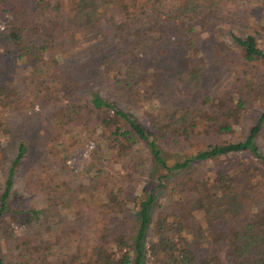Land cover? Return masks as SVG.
Returning <instances> with one entry per match:
<instances>
[{"label": "trees", "instance_id": "1", "mask_svg": "<svg viewBox=\"0 0 264 264\" xmlns=\"http://www.w3.org/2000/svg\"><path fill=\"white\" fill-rule=\"evenodd\" d=\"M99 3L116 8L107 29L101 21L79 19L85 9L99 7ZM217 12L212 2L194 8L184 29L162 0H0V15L9 16L0 30V119L33 108L41 99L63 100L54 117L59 124L104 128L101 148L94 155L99 169L87 184L66 186L70 198L97 196L101 223L92 247L81 246L69 264H264V151L258 144L263 137L264 112L245 136L232 138L252 90L241 84L202 92L212 82L207 68H201L205 62L197 61L202 52L195 27L211 33L210 18ZM178 28L184 30L180 33ZM131 30L133 38L123 48L128 38L124 33ZM174 34L181 37L170 41ZM185 35L189 38L184 41ZM84 37L105 42L91 43L84 51L80 45ZM206 40L202 56L204 61L212 59L213 70L226 68L230 73V66L235 65V73L241 70L247 75L264 65V49L253 34L233 35L229 48L213 36ZM133 52L144 54L139 64L160 80L169 99L174 91L203 98L197 104L183 105L186 115L192 116L189 121L181 117L162 125L153 119L155 130H151L99 94L89 100L82 95V83L91 71L98 75L104 66L126 60ZM174 75L188 86L173 83ZM192 134L204 142L192 155L176 158L164 145L168 141L178 145L182 137ZM18 148L0 197V264H6L2 232L7 217L14 214L27 226L43 222L39 224L43 229L48 212L59 202L57 190H51L46 212L12 210L15 170L27 155V142L20 141ZM140 148L148 152L156 185L131 197L116 189L104 161L132 158ZM205 165L212 173L201 172ZM186 174L191 177L171 192L176 199L167 201L166 208L157 213L166 181ZM41 241L39 234L27 235L21 243V261L14 264H58L40 246Z\"/></svg>", "mask_w": 264, "mask_h": 264}, {"label": "rangeland", "instance_id": "2", "mask_svg": "<svg viewBox=\"0 0 264 264\" xmlns=\"http://www.w3.org/2000/svg\"><path fill=\"white\" fill-rule=\"evenodd\" d=\"M162 1L166 4L167 10L171 9L174 12L178 26L181 28L183 26L184 29H187L185 22L191 18L194 8L199 10L201 6L212 2L213 10H218L216 15L210 18V22H213L211 33L207 34L199 26L195 27V32L201 39L199 48L202 52L198 54L197 61L200 64L205 62L201 68L204 66L207 68L208 80L212 82V85L202 89V92L216 87L223 88L225 85L229 88L241 84L252 90L243 120L239 126L235 127L236 131L231 136L242 138L264 112V65H258L253 74L247 75L241 70L235 73L236 67L232 65L229 73L226 68L213 70L212 67L215 64L212 59L207 57L204 61L202 54H205L204 46L207 44L208 35L216 38L223 47L229 48L233 35L243 37L250 33L257 38L259 46L264 49V0ZM98 6L85 9L79 19L83 22L101 21V25L107 29L111 26L107 20L117 13L116 8L113 10L103 3H99ZM88 13L92 14L91 17L86 16ZM8 19L9 16L0 15V30L5 28ZM119 22L120 18L117 20V23ZM184 29L178 28L177 32L181 33ZM132 30L124 33L128 38L121 45L123 48H126L132 40ZM180 37L181 34H174L169 40L175 41L176 38L179 40ZM186 37L189 38L185 35L184 41ZM109 38L106 41H109ZM94 42L105 41L102 39L90 41L89 38L84 37L80 45L85 51V48L87 49ZM115 54L114 57H117L118 52ZM135 54L136 52H133V55L126 60L113 62L110 67L104 66L98 75L94 70L91 71L82 83V95L89 100L92 94H99L108 102L117 104L120 109L137 118L151 130H155L154 120L162 125L176 122L181 117L189 121L192 116L186 115L183 105L197 104L203 98H196V95L188 97L183 92L174 91V97L169 99L170 97L163 94L164 89L161 88L160 80H155L149 70L147 74L144 71L145 65L141 67L139 64L138 59L143 58L144 54L138 53L137 56ZM216 78L219 80L213 82ZM237 78H240V82ZM172 80L180 88L188 86L187 83L186 85L180 83L176 75L172 77ZM196 81L192 82L195 89L198 86ZM192 97H194L193 100L190 99ZM40 101L35 103L33 108L16 111L11 116L0 119V197L13 163L18 157L20 141H26L27 155L15 170L16 198L12 203V210L46 212L51 205L50 198L53 197L51 190H57L56 197L59 202L48 212L49 215L44 222L46 226L43 229L39 227V224L43 222L33 221L27 226L18 221L14 214L7 217L2 232L6 264L21 261L24 250L21 248V243L29 234L41 236L43 241L40 246L44 248V251L53 254L51 260L57 261L58 264H69L71 257L79 254L81 246L92 247L97 229L101 224L96 206L97 196L76 194L74 198H70V192H67L66 186L77 188L87 184L89 178L99 169L100 164L97 163L98 159L94 155L101 148L99 146L104 128L93 126L95 127L93 130H88L76 125L59 124L54 117L64 101H45L44 99ZM201 114L205 113L202 111ZM203 144L204 142L194 134L191 137H182L178 145L171 144L169 141L164 143L168 152L173 153L176 158L196 153L204 146ZM258 144L264 151V131L263 137L258 139ZM104 162L107 164L105 170L113 177L116 189L129 193L131 197L140 195L144 187L151 188L156 185L150 166V157L144 148H140L132 158L117 161L109 158ZM210 169L211 167L205 165L201 172L207 171L210 174L212 173ZM196 174H199V171ZM189 177L191 176L186 174L166 181V187L159 193L157 213L166 208L167 201L176 199L177 196L171 192L174 188L180 187ZM202 227L205 228V225Z\"/></svg>", "mask_w": 264, "mask_h": 264}]
</instances>
